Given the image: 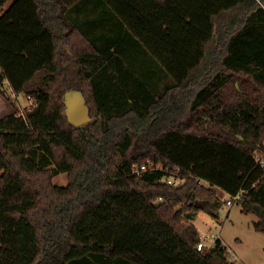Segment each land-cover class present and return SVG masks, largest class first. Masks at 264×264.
Returning a JSON list of instances; mask_svg holds the SVG:
<instances>
[{"label": "trees", "instance_id": "trees-1", "mask_svg": "<svg viewBox=\"0 0 264 264\" xmlns=\"http://www.w3.org/2000/svg\"><path fill=\"white\" fill-rule=\"evenodd\" d=\"M7 1L0 94L34 105L0 118V264H235L221 238L197 248L192 220L244 190L264 231V0Z\"/></svg>", "mask_w": 264, "mask_h": 264}, {"label": "rangeland", "instance_id": "rangeland-1", "mask_svg": "<svg viewBox=\"0 0 264 264\" xmlns=\"http://www.w3.org/2000/svg\"><path fill=\"white\" fill-rule=\"evenodd\" d=\"M14 0H8L4 9L9 8ZM109 34L108 30H105ZM148 57L138 56L134 59L139 70L148 72L145 77L151 80V84L157 91L163 90L171 79L164 75L156 65H152V69L148 63ZM152 63V62H151ZM152 71L149 72L148 70ZM9 98L0 94V118L16 113L19 115L24 113L30 106L29 96L25 93L10 94ZM141 167V166H140ZM54 183L58 185L68 184L69 178L66 173H60L53 178ZM228 193L222 189L218 191V200L220 205L217 207V217L206 212H199L193 218V222L198 227L205 242L212 244V240L206 237V233H214L221 237L224 244L228 247L230 259L235 264H264V231L257 230L254 221L257 216L253 213H245L240 203H234L232 206L227 204Z\"/></svg>", "mask_w": 264, "mask_h": 264}, {"label": "water", "instance_id": "water-1", "mask_svg": "<svg viewBox=\"0 0 264 264\" xmlns=\"http://www.w3.org/2000/svg\"><path fill=\"white\" fill-rule=\"evenodd\" d=\"M63 102L66 106L67 118L71 125L81 126L93 119L87 98L81 89H68L65 92Z\"/></svg>", "mask_w": 264, "mask_h": 264}, {"label": "built area", "instance_id": "built-area-1", "mask_svg": "<svg viewBox=\"0 0 264 264\" xmlns=\"http://www.w3.org/2000/svg\"><path fill=\"white\" fill-rule=\"evenodd\" d=\"M5 85L6 86H9V82L8 81H6L5 82ZM10 87V86H9ZM10 89V94L11 95H13L15 92L13 91V89L12 88H9ZM8 93H9V91H8ZM29 99H30V106L27 108V110L26 111H29L31 108H32V106L34 105V100L32 99V98H30L29 97ZM25 111V112H26ZM25 112L24 113H21V114H19V115H23V114H25ZM256 161H257V164L264 170V150L263 151H258L257 153H256ZM153 165L152 164H150V167H152ZM148 169V165H143V166H141V168L140 167H137V168H135L134 169V171L135 172H137V173H140L141 171H144V170H147ZM164 181H166L167 183H170V184H174V185H178V184H180L183 180H180V179H177L175 176H170V177H167V178H165L164 179ZM204 184H206V185H208L209 183L207 182V181H202ZM244 190H242V191H240V192H237V193H234V194H232V193H228V198H227V204L229 205V206H232L234 203H240L241 201H242V199L244 198ZM206 237H209V238H211V240H212V244L211 245H208L206 242H205V237L204 236H202L201 235V241L199 242V244H198V246H197V248L199 249V250H203L205 247H211V246H213L215 243H216V241H217V239L218 238H221V237H219V236H216L214 233H210V232H207L206 233ZM233 255V253H230V251H229V257L230 256H232ZM231 260V259H230ZM232 261V260H231Z\"/></svg>", "mask_w": 264, "mask_h": 264}]
</instances>
